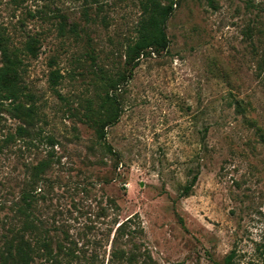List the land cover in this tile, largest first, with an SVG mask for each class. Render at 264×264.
<instances>
[{
	"label": "rangeland",
	"instance_id": "obj_1",
	"mask_svg": "<svg viewBox=\"0 0 264 264\" xmlns=\"http://www.w3.org/2000/svg\"><path fill=\"white\" fill-rule=\"evenodd\" d=\"M140 1L0 0V33L39 48L16 101L35 104L34 125L0 103V245L28 190L55 257L32 264H221L230 250L262 264L264 0H175L167 48L130 70ZM101 71L127 79L104 141L83 116Z\"/></svg>",
	"mask_w": 264,
	"mask_h": 264
},
{
	"label": "trees",
	"instance_id": "obj_2",
	"mask_svg": "<svg viewBox=\"0 0 264 264\" xmlns=\"http://www.w3.org/2000/svg\"><path fill=\"white\" fill-rule=\"evenodd\" d=\"M174 1H140V17L135 26V34L126 44L124 52L125 63L129 65L130 70L139 64L142 57L160 54L167 48L169 40L165 27L173 11ZM38 49V40L35 38L26 40L22 48H19L12 46L9 37L4 33H0V56L2 59L0 65V103H3L2 101L4 100H11L9 102L11 103V111L27 126L34 125L33 120L37 115V108L34 103L16 102L20 95L31 97L28 92H23L22 87L18 85V80H21L26 69L24 60L29 58V56L36 57ZM59 77L60 74L57 70L50 71L49 82L52 87L57 85ZM100 78L102 84L99 104L97 107H93L91 102L87 103L83 116L84 122L94 129L97 139L104 141L106 136L105 128L115 124L119 119L122 107L118 90L122 83L127 82V79L123 72L107 75L103 71H101ZM19 129L24 132L28 131L26 126H19ZM48 163V161H40L32 167L31 180L33 189H37L38 177L45 171ZM197 177L198 174L195 173L183 185L180 191L181 196H186L190 193L197 181ZM32 197L28 190H25L21 195V203L17 211L21 216L22 226L17 230L10 228L11 236H5L3 244L0 245V264H32L39 257L46 256L47 259H49V256L53 257L51 254V241L46 231H41L38 221L33 218L32 208H34V200ZM221 264H236L235 251L230 250L224 256ZM262 264H264V257Z\"/></svg>",
	"mask_w": 264,
	"mask_h": 264
}]
</instances>
